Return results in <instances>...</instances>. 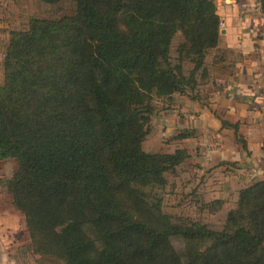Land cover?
I'll return each mask as SVG.
<instances>
[{"label":"trees","instance_id":"trees-1","mask_svg":"<svg viewBox=\"0 0 264 264\" xmlns=\"http://www.w3.org/2000/svg\"><path fill=\"white\" fill-rule=\"evenodd\" d=\"M72 1V15L11 32L2 60L0 160L16 162L6 190L33 252L64 264H264V179L239 191L219 230L147 199L189 158L142 143L155 97L200 103L197 75L220 35L214 0Z\"/></svg>","mask_w":264,"mask_h":264},{"label":"rangeland","instance_id":"rangeland-1","mask_svg":"<svg viewBox=\"0 0 264 264\" xmlns=\"http://www.w3.org/2000/svg\"><path fill=\"white\" fill-rule=\"evenodd\" d=\"M214 4L220 16V23L224 24L220 30L226 29L228 22L237 26L244 25L240 23L242 19H252L256 15L255 11L259 10L254 4L242 5L239 1L232 0H214ZM235 4L240 8L242 6V9L236 8V11L231 8ZM75 9L76 4L72 0H60L56 3L41 0H0V84L3 81L2 60L11 32L27 30L31 18H60L72 15ZM182 42L183 38L177 32L171 41L170 55L173 60L177 58L176 49ZM231 59L229 54L218 47V42L215 48L207 50L204 60L207 75L204 78L197 75L200 83L197 87L200 106L206 105L211 110L208 104L212 87L208 83L226 75ZM183 64L185 73L191 70V63L185 60ZM190 103H195L190 99V95L177 93L173 94L172 99H153L148 134L142 143L143 150L150 153H172L175 149H184L189 158L166 172L165 187L155 191L154 195H148L147 199L152 203L159 202L162 211L170 215L175 222L194 221L205 224L210 229L219 230L227 213L235 209L239 191L256 180L264 179V173L258 172L254 165L247 176L236 173L234 163L221 162L216 165V159H210L201 166L195 158H190L197 154L202 156L199 152L201 146L203 150V146L205 149L214 146V142H211L213 140H208L207 134L200 141L201 144L196 138L180 140L181 138L177 137L182 130H191L184 126H191L198 116L192 107L187 109L190 108ZM185 108L188 111H185ZM215 115L219 116L216 113ZM15 167L16 162L12 158L0 160V264H64L57 258L33 252L24 217L12 206L6 190V183ZM173 245L179 251L183 248V242L176 238L173 239Z\"/></svg>","mask_w":264,"mask_h":264},{"label":"crops","instance_id":"crops-1","mask_svg":"<svg viewBox=\"0 0 264 264\" xmlns=\"http://www.w3.org/2000/svg\"><path fill=\"white\" fill-rule=\"evenodd\" d=\"M238 1L242 5L254 4L259 10L252 19H242L240 23L244 25L228 22L220 33L218 47L232 57L228 70L224 77L208 83L212 87L208 104L211 110L198 102L190 103L187 109L192 107L198 116L191 126L184 127L194 132L190 138H196L199 144L206 134L214 142V146L206 149L203 146L204 150L201 146L202 156L190 157L199 161V165L210 159H216V165L230 162L236 166V173L248 176L254 165L258 172L264 173V0ZM231 8L240 7L235 4ZM221 120L235 125L236 131L229 124L222 126ZM236 134L245 141L248 154L237 143Z\"/></svg>","mask_w":264,"mask_h":264},{"label":"built area","instance_id":"built-area-1","mask_svg":"<svg viewBox=\"0 0 264 264\" xmlns=\"http://www.w3.org/2000/svg\"><path fill=\"white\" fill-rule=\"evenodd\" d=\"M223 25H224L223 23H220L219 28L222 29L223 28Z\"/></svg>","mask_w":264,"mask_h":264},{"label":"water","instance_id":"water-1","mask_svg":"<svg viewBox=\"0 0 264 264\" xmlns=\"http://www.w3.org/2000/svg\"><path fill=\"white\" fill-rule=\"evenodd\" d=\"M223 32V30H220V33H222Z\"/></svg>","mask_w":264,"mask_h":264}]
</instances>
